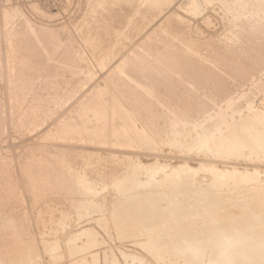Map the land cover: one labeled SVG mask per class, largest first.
<instances>
[{"label":"rangeland","instance_id":"rangeland-1","mask_svg":"<svg viewBox=\"0 0 264 264\" xmlns=\"http://www.w3.org/2000/svg\"><path fill=\"white\" fill-rule=\"evenodd\" d=\"M158 1L159 4L154 3L152 0L151 4L148 3L150 1H143L141 4L142 1L140 0H0V175L2 176H0V186L2 185L0 188V203L2 202L0 205L2 207L0 208H3V212L0 209V215H3V219H1L2 216L0 217V224L5 225V227L3 224V227L0 225V235L3 238L5 235L6 238V232L8 233L11 230L12 225L18 227L17 230L20 233L18 239H14V242L12 240L8 241L9 244L3 247L1 243L4 240L1 238L0 251H8L6 257L8 256L7 258L14 260L11 264H92V258L95 254H98L100 261L97 264H114L118 260L115 264H125V260L129 261H126L128 262L126 264H142V262L143 264H150L148 263L149 260H153L151 264H156L158 261L151 258L152 255L147 250L144 249L145 252H142L143 247L141 248L137 244L136 239L137 241L142 238H144L142 240H146L151 233H155L153 237L156 236L157 239V236L161 237L160 233H162V239H157L160 241L159 247L169 248L165 245V241L168 242L173 236L176 239L178 235L179 238L176 240H179L190 229V226L192 227L197 222L201 224L205 219H209L206 217L203 219V215L198 214V219L196 216L190 220V223L189 221L188 223L184 222L185 220L181 221V219L177 222L174 219L172 220L174 222L171 220L169 222L168 220L172 217H168L169 214L164 210L167 201L164 204H161L160 201L159 209L164 213L158 214V216L160 215L159 218L157 214H154L156 217L152 215L154 218L151 217V220H149V217V219L147 218L148 222H146L147 220L143 221L144 225L147 224V226L153 224L150 226L151 228L149 227L150 231L153 230V232L150 233L149 231V234L138 238L129 235L130 239H127L126 237L129 236L126 235L125 237L124 235L120 236L110 227H107L111 215H103L98 212L94 207L95 205H91L94 204L90 202L93 200L92 197L82 193V190H78L76 187L81 186V184L84 185L85 180L91 179L94 182L96 181V184L98 183V187L105 183L112 186L114 179H122L128 170H133V168H129V164H133L132 161L128 159L126 161H130L129 163L122 162L110 153L134 155V159L140 157L143 162L149 165L154 163V166L163 162L170 165L188 162L195 165L198 171L201 169L199 166L201 162L217 163L219 165L241 164L264 170V157L262 156L264 150L261 149L262 147L259 150L260 152L258 151L260 154L263 152L261 156L258 153H255L258 156L252 155L253 153H250V150L247 149L246 154L242 155L243 159H239V157L238 159L219 158L214 155V157H211V154H204V151L208 150L209 147L202 143L201 145L195 140V129L193 130L194 135H192L194 140L189 132L180 134L173 131L175 123H178V129L181 122L185 121L202 124V120L209 113H216L219 110L222 111V115L226 119L229 118L232 128L238 129V127L243 126L242 122L247 123L250 121V118L244 115H248L249 112L251 114L254 111L253 109H251L253 111L247 109L248 112H246V104L250 105L251 103V107L255 106L254 109L257 108L256 110L264 109V0H246L249 7L252 6L255 15L253 17L247 15L246 18L244 17L241 20H233L227 11V6L234 7L235 4L240 2L239 0H215L213 2L201 0L204 7L197 12L191 9L194 0L189 3L186 2L181 9L187 14L190 30L181 36H172L168 29L165 32L159 30L156 33L157 35H152L154 29L158 30L159 23L164 21L168 14L177 10L183 0ZM146 7L147 9H145ZM5 13L6 15L9 14V20L11 21V28L8 30L3 21L5 20L3 17ZM93 23H96L95 26ZM234 24L236 27L241 25L251 28L253 25L254 32L242 31L238 44L231 46L223 36L229 29L235 28ZM34 35L35 37H33ZM9 36L10 40L8 39ZM11 46L16 48V54L14 55L8 52ZM136 52L137 54L131 59V64L142 65L141 61L143 59L139 55L144 56L148 62L147 73L135 75L137 79L144 78L143 87L135 86L131 82L124 84L125 82L122 79L127 78L125 73L121 74L117 71L111 75V70L118 64L119 60L126 58L128 54L132 56ZM165 54L166 57L163 56ZM195 54L198 56L194 57ZM154 57L156 58L155 61L152 60L155 59ZM209 64H212L211 67ZM153 68L154 71H157L153 72ZM259 78H262V80ZM92 90V95L83 100ZM100 90L101 92H99ZM131 98H134L133 101ZM98 99L100 101L104 100L102 103L95 102ZM135 99L136 101H134ZM246 101L250 102L247 103ZM231 103L235 104L231 106ZM230 109L231 111L228 112ZM233 109H236V111ZM238 110L241 113L236 116ZM244 112L247 114H244ZM224 113L226 114L224 115ZM245 117L247 120H245ZM234 118L239 120L240 124L237 121V123L232 122ZM236 124L239 126L237 127ZM100 129L101 132H99ZM96 131L98 134L95 133ZM90 133L96 138L91 136ZM185 136L190 137L189 143H194L193 149L195 150L191 153L182 152L178 148H171L170 145H165L163 148L158 145V142L161 143L160 141H165V139L185 138ZM242 137V139L245 138V136ZM98 138L100 140L96 142L95 140H98ZM154 139L158 142H155ZM152 141L154 145L151 143ZM209 143L211 144V142ZM125 144H131L132 146L127 147ZM200 145L203 146V150L205 148L202 151L203 153L200 151L202 150ZM198 147L201 148L198 149ZM47 148H60L63 152L53 153ZM247 153H250V155H247ZM256 157L259 159H255ZM137 161L138 159L135 162ZM63 170L71 171V177H65L61 172ZM200 173L201 175L197 176V180L203 187L199 185L201 188L194 189L197 193H193L192 188L191 191L188 190L187 195L190 192L193 193L188 195L190 198L194 194L198 195V193L203 195L202 192L198 191L199 188L202 190L204 186L206 192H213L209 184L206 185L211 174H205L204 170ZM142 176L145 177L146 174L143 173ZM1 178H4V180ZM75 178L77 180L83 179V183L80 184L79 181H74ZM2 181L4 182L2 183ZM205 188L203 192H205ZM180 195V193H177L173 196ZM184 198V196H180L177 199L181 202L180 200L183 201ZM195 198L197 199V197ZM195 198H191V202ZM202 199L197 201L199 213L209 210L213 206L210 205L211 203L209 204L210 200L203 203L206 199L203 201ZM213 201H215L219 210L223 209V204L220 205L219 202L216 203V200ZM184 202L187 203L185 200ZM184 202L179 204V206H182V208L180 207L181 210L187 206ZM87 203L88 205H86ZM89 204L91 205V213L88 211ZM231 204L235 207L237 205V203ZM246 204L247 211L250 210L251 214L253 212L258 216L260 213L256 209H259L260 215L264 212L261 211L264 209V205L253 208L249 206L250 203L249 205L248 202ZM87 207L88 209L85 210ZM187 207L184 209L186 211V213H183L184 215L190 213L189 205ZM202 208L204 211H202ZM94 211H96V214H93ZM180 212L182 211L178 212L179 218L184 217L180 216L182 214ZM160 217H162V220H160ZM158 219L161 223L158 222ZM5 220L6 224L4 223ZM156 220H158L159 225ZM13 221H16L18 225L16 222L14 224ZM163 221L167 223H164L162 227L160 224H163ZM171 222L174 224L179 223L178 226L172 224V226H175L172 228L170 226ZM180 223L182 224L180 225ZM183 223L187 224L183 225ZM259 224L262 225L264 222L260 221ZM6 225L9 228H6ZM157 226L164 233L159 230L155 231L154 229H157ZM164 226L167 228H164ZM181 226H183V229ZM176 227L178 228L176 229ZM88 228L97 233L100 242L97 241L96 245L92 246H82L86 244L87 236L85 234ZM173 229L179 231L175 230L174 232ZM180 230H182V233ZM249 230L244 234L245 236L243 235L245 241L255 240L250 237L251 235L254 237L253 233L255 232L252 229L250 230V232L252 231L251 234ZM157 232L160 233L157 235ZM187 233L190 236L192 235L191 231H187ZM187 233L183 237L184 240H186ZM166 238L167 240H165ZM23 244L27 253H24ZM71 244H76L74 245L76 248ZM54 245L56 247H53ZM52 247L55 251L51 249ZM71 247H73V250H71ZM75 249L76 251L80 250L79 254ZM178 249L181 250V248ZM122 251L126 254L129 253L130 255H124H129L132 259L123 254L121 255ZM1 252L0 257H3L4 255ZM16 252L19 255H14ZM116 252L119 254L118 256ZM133 252L134 254L138 252L137 256L139 255V258L135 257L136 254L132 256ZM182 252L181 254H183ZM10 253L11 255H9ZM58 253L61 255H58ZM74 253L80 256L79 259L78 256H74ZM115 254L118 260L116 256L114 257ZM140 255L141 257L145 255L144 257L148 260L144 257V259L141 258ZM223 256L217 259L221 260ZM229 256L230 254L227 258ZM133 257L137 260L135 261ZM113 258L116 260L114 261ZM207 258L206 254L205 259ZM138 259L143 261L140 262ZM217 259L216 261H218ZM2 260L0 258V261ZM144 261H147V263ZM159 263L166 264V261L163 262L162 259Z\"/></svg>","mask_w":264,"mask_h":264},{"label":"bare ground","instance_id":"bare-ground-1","mask_svg":"<svg viewBox=\"0 0 264 264\" xmlns=\"http://www.w3.org/2000/svg\"><path fill=\"white\" fill-rule=\"evenodd\" d=\"M98 1V0H97ZM106 1V0H104ZM135 1V0H134ZM137 1V0H136ZM142 1L141 4L144 2H148V3H152L151 0H140ZM154 3H158V0H152ZM162 1V0H161ZM191 0H183L178 9L175 10L174 12H171L170 14H168V16L166 17V19L162 22L159 23V25L157 26L158 30L154 29L152 35H155L157 33V31H166L168 29V32L170 34H172V36H181L183 33L188 32V30H190V24H188V19H187V14L181 9V7L187 2L189 3ZM209 2H213L215 0H208ZM240 2L235 4V6L233 7H228L227 6V11L228 13L231 15V18L237 19V20H241L244 19V17L246 18V16L248 15L249 17H253L254 11L252 6L251 9L249 7V3L245 0H239ZM238 2V1H237ZM97 3V2H96ZM99 3V2H98ZM101 3V2H100ZM140 3V2H139ZM161 3V2H160ZM135 4V3H134ZM140 4V5H141ZM96 5V4H95ZM99 6H101L100 4H98ZM137 5V4H136ZM148 5V4H147ZM154 5V4H152ZM156 5V4H155ZM159 6V5H158ZM97 7V6H96ZM106 7V5H105ZM154 7V6H153ZM204 4L201 0H194L192 5H191V9L194 12H197L199 9L203 8ZM263 7H264V3H263ZM104 8V7H103ZM141 8V7H140ZM144 8V7H143ZM142 8V9H143ZM155 8V7H154ZM157 8V7H156ZM147 9V7L145 8ZM98 10V9H97ZM6 11V10H5ZM127 11V10H126ZM140 11V10H139ZM99 12V11H98ZM106 12V11H104ZM125 12V11H124ZM143 12V11H142ZM7 13V12H6ZM3 16L5 20L4 21V25L6 27V29H10L11 28V21L9 20V14ZM147 13V12H146ZM11 15V14H10ZM13 15V14H12ZM123 15V12H122ZM18 16V15H17ZM16 16V17H17ZM150 16V15H149ZM148 16V18H149ZM15 17V16H13ZM20 17V16H19ZM18 17V18H19ZM255 17V16H254ZM22 18V17H21ZM147 18V19H148ZM165 18V17H162ZM248 18V17H247ZM258 18V17H256ZM15 19V18H14ZM23 19V18H22ZM92 19V18H91ZM249 19V18H248ZM255 19V18H253ZM252 19V21H254ZM93 20V19H92ZM149 20V19H148ZM251 20V19H250ZM247 21V20H246ZM14 22V21H12ZM19 22V21H18ZM95 22V21H94ZM138 22V21H137ZM158 22V21H157ZM237 23V22H234ZM239 23V22H238ZM237 23V24H238ZM94 24V23H93ZM96 24V23H95ZM94 24V26H95ZM138 24V23H137ZM247 24V23H246ZM255 25V24H254ZM93 26V27H94ZM126 26V25H125ZM235 26V24L233 25ZM232 26V27H233ZM250 26V25H249ZM257 27V26H256ZM5 29V31H6ZM13 29V28H12ZM27 29V28H26ZM92 29V28H91ZM16 30V29H15ZM248 31L249 33L254 32V27L252 25L251 27H243V26H238L235 28H231L228 30V32H226L224 34V38L226 40V42L228 44H230L231 46H236L238 44V42L240 41V34L242 31ZM10 31V30H9ZM28 31V30H27ZM94 31V29H93ZM8 33V32H7ZM16 33V32H15ZM97 33V32H96ZM151 33V32H150ZM167 33V32H166ZM244 33V32H243ZM162 34V33H160ZM164 34V33H163ZM7 35V34H6ZM98 35V34H97ZM157 35V34H156ZM258 35V34H256ZM163 36V35H162ZM170 36V35H169ZM171 36V37H172ZM35 37V35L33 36ZM158 37V36H157ZM243 37V36H242ZM257 37V36H256ZM143 38V37H142ZM147 38V37H145ZM150 38V37H149ZM148 38V39H149ZM8 39L10 40V36L8 37ZM12 39V37H11ZM158 39V38H157ZM160 39V38H159ZM158 39V40H159ZM219 39V38H218ZM29 40V39H28ZM145 40V39H144ZM199 40V39H198ZM32 41V40H31ZM152 41V40H151ZM155 41V40H154ZM8 42V41H7ZM139 42V40H138ZM143 42V41H142ZM184 42V41H183ZM23 43V41H22ZM32 43V42H31ZM158 43V42H157ZM13 44V43H12ZM29 44H30V40H29ZM163 44V43H162ZM182 44V43H181ZM27 45V44H26ZM30 46V45H29ZM136 46V45H135ZM184 46V45H183ZM20 47V46H19ZM11 48V49H10ZM138 49V46H137ZM175 49H177L175 47ZM201 49V48H200ZM24 50V49H23ZM142 50V49H141ZM180 50V49H179ZM189 50V49H188ZM191 50V49H190ZM164 51V50H163ZM201 51V50H200ZM9 54H16V48H14V46L9 47L8 50ZM162 52V51H161ZM175 52V51H174ZM184 52V51H182ZM7 53V52H6ZM18 53V51H17ZM146 53V52H144ZM158 53V52H157ZM164 53V52H163ZM173 53V52H172ZM253 53V52H252ZM8 54V55H9ZM69 54V53H68ZM125 54V53H124ZM137 54L134 53L132 56H130L128 54V56L125 58H122L121 60H119L118 64L114 66V68L111 70V75H113L114 73H116L117 71L122 73H125L127 75L126 79H122L123 82H125L124 84H126V82H131L133 83L135 86H139V87H143V79H140L137 77H135V75H141L144 73H147V67H148V62L146 61V58L144 56L139 55V57L141 59H143L141 61V64H137V65H133L131 64V59ZM161 54V53H159ZM12 55V56H13ZM148 56V54H146ZM179 55V54H178ZM177 55V56H178ZM192 55V54H191ZM197 54H195L194 57H196ZM199 55V53H198ZM197 55V56H198ZM10 56V55H9ZM159 56V55H158ZM166 57V54L163 55ZM174 56V55H173ZM180 56V55H179ZM204 56V55H202ZM12 58V57H11ZM151 58V57H150ZM155 58V57H154ZM162 58V55H161ZM175 58V57H174ZM164 59H168V58H164ZM196 59V58H195ZM199 59V58H198ZM205 59V58H204ZM152 60H156L152 59ZM153 61V62H154ZM166 61V60H164ZM168 61V60H167ZM180 61V60H179ZM178 61V62H179ZM130 63V64H128ZM150 63V62H149ZM157 63V62H156ZM159 63V62H158ZM157 63V64H158ZM212 63V62H209ZM168 64V63H167ZM180 64V63H179ZM210 67L212 64H209ZM14 66V65H13ZM205 66V65H204ZM207 66V65H206ZM258 66V65H257ZM221 67V66H220ZM241 67V65H240ZM158 68V67H157ZM229 68V67H228ZM245 68V67H244ZM153 72H156L157 70L154 71V68L152 70ZM159 72V70H158ZM216 72V71H215ZM118 74V73H117ZM48 75V74H47ZM120 75V74H118ZM122 76V75H120ZM54 77V76H52ZM118 77V76H117ZM48 78V77H47ZM119 78V77H118ZM114 79V78H113ZM262 80V78H259ZM254 80V79H252ZM257 80V79H255ZM147 81V79H146ZM48 82V81H47ZM145 82V81H144ZM247 82V81H246ZM118 83L120 84V82L118 81ZM128 84V83H127ZM260 84V83H259ZM45 85V84H44ZM253 86V84H252ZM132 87V86H131ZM120 88V87H119ZM123 88V87H122ZM130 88V87H129ZM127 88V89H129ZM124 89V88H123ZM101 92V90L99 91ZM93 93V90L90 92V94L86 95L83 100H86L87 97H90ZM259 94V93H258ZM259 96V95H258ZM247 98V97H246ZM262 98V97H261ZM91 99V98H90ZM132 99V98H131ZM130 99V100H131ZM134 99V98H133ZM132 99V101H133ZM252 99V97H251ZM250 99V100H251ZM256 99V98H254ZM104 100V99H103ZM102 100V101H103ZM230 100V99H229ZM249 100V98H248ZM262 100V99H260ZM259 100V101H260ZM264 100V98H263ZM98 101L100 103H102V101H100V99L95 100V102ZM136 101V99L134 100ZM256 101V100H255ZM258 101V100H257ZM130 102V101H129ZM245 102V101H244ZM243 102V103H244ZM247 103L250 101H246ZM264 102V101H263ZM104 103V102H103ZM229 103V102H228ZM240 103V102H239ZM238 103V104H239ZM258 103V102H257ZM106 104V102H105ZM232 104L235 103H231ZM245 104V103H244ZM253 104V103H252ZM256 104V102L254 103V105ZM241 105V104H240ZM260 105V104H259ZM258 105V106H259ZM230 106V104H229ZM235 106V105H234ZM247 106V108L245 109L246 112L247 109H253L251 111H253L251 114L249 112L248 115H244L247 116V118H250V121L247 123L242 122L240 125L242 126L241 128H239L238 124H240V122H238L239 120H236L234 118V121L232 119V122H238L237 127L238 129H234L232 128L231 122L230 120L226 119L225 116L222 115V111L219 110V112L217 111L216 113H209L203 121V123H197V122H189V121H185V122H181V125L179 127V129L177 128L178 123H173L174 124V128L173 131L176 133H182L185 132L183 134L186 133H190L191 138L194 140V133L196 135L195 140H197L200 144L202 143L203 145H207L209 147L208 150H203V146L202 150H200L201 152L204 151V154L208 155L211 154V157H229V158H236L238 159H243L242 155L246 154V150L249 149L250 153H253L252 155H255V153H258V151L261 149L264 150V109L261 108V110H256L254 109V107H251V103L250 105H245V107ZM253 106V105H252ZM238 107V106H237ZM262 107V105H261ZM230 108V107H229ZM228 108V109H229ZM49 109V108H48ZM221 109V108H220ZM223 109V108H222ZM234 111H236V109H233ZM240 110V109H239ZM238 110V111H239ZM243 110V109H242ZM224 111V110H223ZM231 109L228 111L230 112ZM237 111V112H238ZM227 112V111H225ZM244 112V114L246 113ZM235 113V112H234ZM241 113V111H239L238 113H236L238 116V114ZM226 113H224L225 115ZM233 115V113H231ZM230 114V116H231ZM247 114V113H246ZM130 116V115H129ZM188 116V115H187ZM249 116V117H248ZM233 117V116H231ZM135 118V117H134ZM242 118V116H241ZM240 118V120H241ZM244 118V117H243ZM150 119V118H149ZM239 119V118H238ZM194 120V119H193ZM245 120L246 117H245ZM243 121V119H242ZM236 122V123H237ZM244 123V124H243ZM234 124V123H232ZM234 126V125H233ZM171 127V126H170ZM183 127V129H182ZM235 127V126H234ZM96 129V128H95ZM97 129H99L97 127ZM177 129V130H176ZM195 129L196 132L193 133V130ZM90 130V128H89ZM187 131V132H186ZM90 132H94V131H90ZM99 132H101V129L99 130ZM95 133L98 134V132L96 131ZM167 133V132H166ZM171 133V132H170ZM148 134V133H147ZM165 134V133H164ZM163 134V136H164ZM169 134V132H168ZM174 134V133H173ZM91 135V133H90ZM88 136V135H87ZM94 136V135H91ZM245 136L244 139H242ZM251 136V137H249ZM96 138V136H94ZM169 137V136H168ZM242 137V138H241ZM249 137V138H248ZM87 138V137H85ZM90 138V137H89ZM145 138V137H144ZM161 139V137H160ZM165 139V138H164ZM168 139V138H167ZM189 138H187V136H185V138H179V137H174L170 140H166L165 141H160L161 143H159L156 139L155 142H158V145L160 147H164L165 145H170L171 148H175V149H181L182 152H193L195 149L194 148V143H189ZM86 140V139H85ZM95 140V139H94ZM100 139L98 138V140H95L96 142L99 141ZM132 140H134V138H132ZM132 143H134V141H136V139L134 141H132ZM153 140V141H154ZM104 141V140H103ZM120 141V140H119ZM151 142L154 145V142ZM93 142V141H92ZM91 142V143H92ZM211 142V144L209 143ZM86 143V142H85ZM90 143V144H91ZM138 143V142H136ZM88 144V143H86ZM123 144V143H122ZM82 145V144H81ZM122 146V145H121ZM125 146L129 147L132 146L131 144H125ZM196 146V145H195ZM83 147V146H82ZM106 147V146H105ZM156 148L155 146H151ZM201 147H198V149H200ZM84 148V147H83ZM100 148V147H99ZM48 150H50L53 153H59V152H63L62 149L60 148H47ZM101 149V148H100ZM110 149V148H108ZM170 149V148H169ZM168 149V150H169ZM107 150V149H106ZM167 151V150H166ZM173 151V149H172ZM245 152V153H244ZM260 152V151H259ZM262 152V150H261ZM203 153V152H202ZM250 153H247V155ZM111 155H113V157H118L120 161H126V160H130L133 162V164H129V168H133V170L126 172L125 176L123 175L122 179H114L113 180V185L112 186H108V184H104L98 187V183L96 184L92 179L86 181L85 180V184H81L83 183V179L80 178V180L78 179H74V181H79L81 186H76L78 190H82V193L86 194L87 196H91L92 197V201H90L91 205H95V209L98 210V212L102 213L103 215L106 214H110L111 217L108 219V224L107 227H110L113 231H115L116 233H118L120 236L121 235H125L126 236H133V237H140L146 234H149L150 231V226L153 224H149L150 226H147L146 222H148L147 218L151 220L152 215L157 214V217L159 218V216L161 215L160 213H162L163 211L160 208L161 204H164V202L166 203L167 201V205H166V209H164L169 216L168 217H172V219H169L168 221L170 222V220L172 221L173 219L176 220L175 222H177L179 219H181V221L187 222L192 218H195L197 216L198 219V214L200 216L203 215V219L204 217L209 218V219H205L204 221H202V223H198L197 219L196 222L192 227L190 226V229H186L188 232L191 231L193 237L190 236L189 233H187V231L185 232V235L187 233V237L185 238L186 240L183 239V237H185V235L180 236L182 237L179 240H176L178 237L173 238V240L166 242V246H168L169 248H164L165 246H163V248H160V241H158L157 239L160 238V240L162 239V233L164 231L160 230V227L157 226V229L155 227L154 230L157 231L159 230L160 232V236H156L155 238L153 237L154 234L151 233L153 232L150 231V237L149 236H145L147 239L146 240H142L144 238H142L141 240L136 239L137 244H139L141 246V248L143 249L142 252H145L146 250L152 255L151 258H155L156 261H158L157 263H159V261H161L163 259V262L166 261V264H264V224L260 225V221L264 222V215L262 212L258 210V212L260 213L258 216H256L255 214L250 213L251 211L249 210V212L247 211V202L248 205L249 203L251 205V207H259L264 205V170L259 169V168H255V167H247L241 164H236V165H229V164H217V163H206V162H201V164L199 165L201 167V169L198 171L197 168H195V165L190 164L188 162H183L177 165H170L167 162H163L161 164L157 163L156 166H154L155 164L153 163V165H149L148 163L143 162V160L139 157L136 158L138 159L137 162L136 159H134V155L133 156H128V155H124V154H115V153H110ZM184 154V153H183ZM193 154V153H192ZM260 154V153H258ZM263 154V152L261 153ZM260 154V156H261ZM48 155V154H47ZM214 155V156H213ZM257 155V154H256ZM255 155V156H256ZM244 156V155H243ZM258 156V155H257ZM264 157V155H262ZM127 157V158H125ZM246 157V156H245ZM244 157V159H246ZM252 157V156H250ZM261 157V158H263ZM72 158V157H71ZM164 158V157H162ZM169 159V158H168ZM252 159V158H251ZM250 159V160H251ZM255 159H259L258 157H256ZM102 160V159H101ZM115 160V159H114ZM55 161V160H54ZM69 161V160H68ZM130 161H126V162H130ZM255 161V160H254ZM259 161V160H258ZM64 162V161H62ZM214 162V161H213ZM58 163V162H57ZM56 163V164H57ZM74 164V163H73ZM159 164V165H158ZM61 166V165H60ZM66 167V165H64ZM58 167V166H57ZM63 168V167H61ZM126 169V168H123ZM128 169V167H127ZM70 170V169H69ZM121 170V169H120ZM204 170L205 174L209 173L210 175V180L208 181L207 184H209L210 188L213 189V192L215 195H213L212 193H208L206 192V188H205V192L204 188L202 190H200L201 187H203V185L201 186V184L198 183V175H201L200 171ZM119 171V170H118ZM124 171V170H122ZM63 172L64 176L67 177H71V171L68 172L67 170H63L61 171ZM65 172V173H64ZM79 172V171H78ZM84 172V171H83ZM141 172V173H140ZM81 173V172H80ZM85 173V172H84ZM117 173V172H116ZM121 173V172H120ZM143 173L146 174V176H142ZM79 174V173H78ZM88 174V173H87ZM140 174V177H139ZM83 175V174H81ZM1 176V175H0ZM76 176V175H75ZM80 176V175H79ZM2 177V176H1ZM78 177V176H77ZM82 177V176H81ZM143 177V178H142ZM79 178V177H78ZM86 178V176H85ZM84 178V179H85ZM200 178V177H199ZM4 180V178H1ZM73 179V178H72ZM4 181H2L3 183ZM76 182V183H77ZM98 182V181H97ZM1 183V184H2ZM79 184V183H77ZM201 187H200V186ZM2 186V185H1ZM0 186V188H1ZM209 186H207V188H209ZM197 187L199 188L198 192H202L203 195H200L201 193H198V195L200 196L199 198L202 199V197L204 196V198L202 199V201L204 199L203 203H206L207 200L209 201V204L212 206L210 207L209 210L204 211V209L202 211L204 212H198V205H197V201L201 200L198 198V195L194 194L192 195L194 198L197 197V199L195 198V200L191 202V198H193L191 196H188L189 194H193L194 192L197 193L194 189L197 190ZM193 189V193L192 192H188L189 194L187 195V191H191L190 189ZM210 188L208 190H210ZM6 189V188H5ZM139 189H141L139 191ZM4 193V192H3ZM2 193V194H3ZM180 193V196H184V200L187 202L185 203L184 200H180L181 202H179L180 196H173L174 194ZM6 194V192H5ZM184 194V195H183ZM213 196H212V195ZM179 195V194H178ZM90 197V198H91ZM183 199V198H182ZM2 200V199H1ZM219 202L220 205L223 204V209L219 210L215 204ZM162 203H161V202ZM6 202V201H5ZM182 202H184L187 206L189 205L190 207V213H188V215H184L183 213L186 211H184V209L188 208L186 206V208L184 207L183 210L180 209V207L182 208V206H179V204H181ZM200 202V201H199ZM86 203V202H85ZM89 203V202H88ZM88 203L86 205H88ZM161 203V204H160ZM202 203V202H201ZM202 203V206H203ZM231 203H237L236 207L235 205L232 206ZM2 204V202L0 203ZM183 204V203H182ZM199 204V203H198ZM208 204V203H207ZM91 205L89 204V210L91 208ZM201 205V204H200ZM207 205V206H210ZM185 206V205H184ZM0 207H2L0 205ZM12 208V206H10ZM93 207V208H94ZM92 208V209H93ZM165 208V207H164ZM263 208V207H262ZM2 209L3 212V208ZM6 209V208H4ZM88 209L85 208V210ZM180 209V210H179ZM261 209V208H260ZM83 210V209H82ZM94 210V209H93ZM253 210V209H252ZM12 211V210H11ZM14 211V210H13ZM12 211V212H13ZM84 211V210H83ZM92 211V210H91ZM90 211V213H91ZM179 211H182L180 213V216H184V217H180L179 218ZM261 211H264V209H262ZM82 212V211H81ZM96 214V211H94ZM97 212V213H98ZM189 212V211H188ZM257 212V211H256ZM257 212V213H258ZM6 213V212H4ZM83 213V212H82ZM87 213V212H86ZM164 213V212H163ZM166 213V214H167ZM255 213V211H254ZM2 214V213H1ZM81 214V213H80ZM85 214V213H83ZM82 214V215H83ZM99 214V213H98ZM158 214H160L158 216ZM167 214V215H168ZM6 215V214H5ZM87 215V214H86ZM101 215V214H100ZM165 215V214H164ZM163 215V218H164ZM166 215V216H167ZM2 216L1 219H3V215H0V217ZM155 216V215H154ZM154 216L152 218H154ZM103 217V216H102ZM156 217V216H155ZM167 217V219H168ZM6 218V217H5ZM104 218V217H103ZM162 217H160V220ZM99 219V218H98ZM166 219V218H165ZM13 220V219H12ZM145 224L143 223V221H145ZM159 220V219H158ZM156 220V222L158 221ZM160 220L158 222H160ZM164 220V219H163ZM11 221V220H9ZM18 221V220H17ZM99 221V220H98ZM153 221V219H152ZM151 221V222H152ZM200 221V220H198ZM6 222V220L4 221V223ZM14 224L16 221H13ZM157 222V223H158ZM174 222V221H172ZM169 223L170 226H172ZM156 223V224H157ZM161 223V222H160ZM160 224L161 226L164 225ZM179 223V222H178ZM178 223L174 224L175 226H178ZM187 223H183L187 224ZM192 223V221H191ZM3 224V223H2ZM0 224V225H2ZM6 224V223H5ZM9 224V223H8ZM12 224V223H11ZM17 224V222H16ZM182 223H180L181 225ZM4 225V224H3ZM2 225V227H3ZM18 225V224H17ZM21 225V224H20ZM104 225V224H103ZM102 225V227H103ZM159 225V223H158ZM167 225V224H165ZM101 226V224H100ZM146 226L148 227V229L146 228ZM155 226V223H154ZM168 226V225H167ZM175 226H172V228H174ZM5 227V225H4ZM11 227V226H10ZM21 227V226H20ZM150 227V228H149ZM159 227V228H158ZM163 227V226H162ZM161 227V228H162ZM183 229V226H181ZM6 228H9V226L6 225ZM5 228V229H6ZM18 227H16L15 225H12V228L10 231H8V233L6 232V238L4 235V238L1 237L0 235V239L3 238V242L2 247L6 246V244H9L8 241L10 242V240H14V239H18V236L20 235L19 231L17 230ZM164 228H167L166 226H164ZM171 228V227H170ZM178 227H176L177 229ZM185 228V227H184ZM3 229V228H2ZM20 229V228H19ZM175 229V230H176ZM180 229V228H179ZM253 229V231L255 233H253L254 237L251 235L252 231L250 232V230ZM175 230L173 229L172 231L175 232ZM185 230V229H184ZM249 230V235H251L250 237H252L253 241H245L243 238V235L246 234V232ZM7 231V229H6ZM18 231V232H17ZM154 231V232H155ZM179 231V230H176ZM182 233V230H180ZM3 232V230H2ZM170 232V231H169ZM168 232V233H169ZM184 232V231H183ZM5 233V232H4ZM3 233V234H4ZM114 233V232H113ZM115 233V234H116ZM166 233V234H168ZM171 233V232H170ZM169 233V234H170ZM177 233V232H176ZM179 233V232H178ZM1 234V233H0ZM2 234V235H3ZM97 233L94 232V230H90L89 228L86 231L85 236H87V241L83 240L86 242V244L81 245L82 246H92V245H96L98 240V237L96 235ZM101 234V233H100ZM99 234V235H100ZM114 234V235H115ZM116 234V235H118ZM180 234V233H179ZM98 235V236H99ZM181 235V234H180ZM191 237L189 238L188 237ZM103 236V235H102ZM101 236V238H102ZM126 237L127 239L131 238V237ZM164 236V235H163ZM167 236V235H166ZM245 236V235H244ZM247 236V235H246ZM118 237V236H117ZM170 237V236H169ZM168 237V238H169ZM125 238V239H126ZM188 238V239H187ZM248 238V236H247ZM86 239V238H85ZM104 239V238H103ZM119 239V238H118ZM123 239V238H122ZM164 239V237H163ZM183 239V241H182ZM102 240V239H101ZM135 240V239H134ZM167 240V238L165 239ZM16 241V240H15ZM20 241V240H19ZM78 241V240H77ZM82 241V240H81ZM120 241V239H119ZM118 241V242H119ZM164 241V240H163ZM7 242V243H6ZM14 242V241H13ZM12 242V243H13ZM18 242V241H16ZM79 242V241H78ZM100 242V241H99ZM133 242V241H130ZM134 242V243H136ZM163 242V243H165ZM60 243V242H59ZM71 243H73V241H71ZM75 243V242H74ZM77 243V242H76ZM120 243V242H119ZM124 243V242H123ZM0 244V245H1ZM63 244V243H62ZM18 245V244H17ZM21 245V244H20ZM57 245V244H55ZM53 247H56V246ZM64 245V244H63ZM73 244H71L72 246ZM76 245V244H74ZM73 245V246H74ZM99 245V244H98ZM97 245V246H98ZM164 245V244H163ZM19 246V245H18ZM58 246V245H57ZM61 246V245H60ZM59 246V247H60ZM171 246V247H170ZM35 247V246H34ZM51 248L53 251H55L54 248ZM58 247V248H59ZM75 247V246H74ZM162 247V246H161ZM20 248V247H17ZM56 248V249H58ZM73 247H71V250ZM76 248V247H75ZM79 248V247H78ZM77 248V249H78ZM86 249V247H84ZM89 248V247H88ZM178 248H181V250H179ZM4 249V248H3ZM23 249H24V253H27L25 250V245L23 244ZM61 249V248H60ZM68 249V248H67ZM81 249V248H80ZM123 249V248H122ZM145 249V251H144ZM171 251H169V250ZM1 250V249H0ZM6 251V249H4ZM82 250H84L82 248ZM81 250V253H82ZM10 251V250H9ZM57 251V250H56ZM65 251V250H64ZM76 251V249H75ZM80 251V250H79ZM78 250L76 251L77 253L79 252ZM98 251V250H97ZM115 251V250H114ZM126 251V250H125ZM130 251V250H129ZM184 251V252H182ZM1 252V251H0ZM6 252H1L4 256L0 257L3 260L0 261V264H11L14 262V260H10L9 258L6 257ZM14 252V251H13ZM63 252V251H62ZM61 252V254L64 257V254ZM72 253V251H70ZM74 252V251H73ZM84 252V251H83ZM104 252V251H103ZM181 252L184 254H181ZM20 253V252H19ZM53 253V252H52ZM98 253V252H97ZM100 253V252H99ZM102 253V252H101ZM131 253V252H130ZM137 253L138 252H133L132 256L135 255V257L137 258ZM170 253V254H168ZM18 252H16L17 255ZM60 253H58V255H61ZM75 254V253H74ZM73 254V255H74ZM79 254V253H78ZM78 254L74 255V256H78ZM105 254V252H104ZM117 254V252H116ZM116 254L114 255V257L116 256ZM126 254L121 253V255ZM129 254V253H127ZM126 254V255H127ZM143 254V253H142ZM149 254V255H150ZM168 254V255H166ZM207 254L208 258L205 259V255ZM227 254V256H225ZM228 254H230L229 258ZM232 254V256H231ZM11 255V253L9 254ZM19 255V254H18ZM55 255V254H54ZM81 256H83L82 254H80ZM106 255V254H105ZM119 254H117L118 256ZM124 255V256H126ZM130 255V254H129ZM126 256V257H131V256ZM224 255L226 257L223 256L221 260H218L221 258V256ZM21 256V255H20ZM57 256V255H56ZM54 256V257H56ZM73 256V257H74ZM100 256V255H99ZM116 256V257H117ZM145 256V255H144ZM143 256V257H144ZM58 257V256H57ZM56 257V258H57ZM60 257V256H59ZM62 257V256H61ZM80 256H78L77 258L79 259ZM102 257V256H101ZM120 257V256H119ZM123 257V256H122ZM141 257V255H140ZM141 257V258H143ZM169 257V258H168ZM12 258V257H11ZM17 258V257H15ZM20 258V257H19ZM65 258V257H64ZM76 258V259H77ZM125 258V257H124ZM134 258V257H133ZM139 258V257H138ZM145 258V257H144ZM143 258V259H144ZM148 258V257H147ZM168 258V259H167ZM218 258V259H217ZM22 259V257H21ZM121 259V257H120ZM128 259V258H127ZM132 259V257H131ZM135 259V258H134ZM146 259V258H145ZM216 259L218 261H216ZM73 260V259H72ZM75 260V259H74ZM73 260V261H74ZM105 260V259H104ZM103 260V261H104ZM113 260L115 261L116 259L113 258ZM118 260V257H117ZM125 260V259H124ZM137 259H135L136 261ZM139 260V259H138ZM148 260V259H146ZM152 260V259H151ZM6 261V262H5ZM24 261V260H23ZM88 261V260H87ZM90 261V260H89ZM88 261V262H89ZM99 261L98 258V254H95L92 258V264H97ZM119 261V260H118ZM115 261V262H118ZM128 260H125L124 263H128L126 262ZM140 261V260H139ZM138 261V262H139ZM143 261V260H141ZM140 261V262H141ZM153 261V260H152ZM149 260L148 263L151 264V262ZM155 261V262H156ZM87 262V263H88ZM102 262V260H101ZM114 262V264H115ZM145 263H147V261H144ZM76 263V262H75ZM85 263V262H84ZM100 263V261H99ZM104 263V262H103ZM134 263V262H132ZM154 263V262H153ZM156 263V264H157ZM161 263V262H160ZM159 263V264H160ZM90 264V263H89ZM118 264V263H117ZM138 264V263H137ZM141 264V263H140ZM143 264V262H142ZM163 264V263H162Z\"/></svg>","mask_w":264,"mask_h":264}]
</instances>
